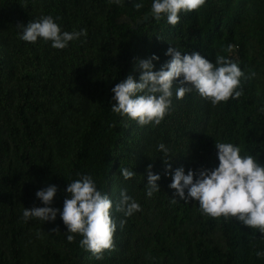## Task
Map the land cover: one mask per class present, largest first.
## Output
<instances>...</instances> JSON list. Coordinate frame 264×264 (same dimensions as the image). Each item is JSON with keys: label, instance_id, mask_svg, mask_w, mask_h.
<instances>
[{"label": "trees", "instance_id": "1", "mask_svg": "<svg viewBox=\"0 0 264 264\" xmlns=\"http://www.w3.org/2000/svg\"><path fill=\"white\" fill-rule=\"evenodd\" d=\"M151 3L0 0V264H264L256 255L264 234L235 218L204 215L194 200L172 203L169 187L179 167L185 174L217 167L215 141L264 165V0H206L199 11L181 12L175 26L166 17L136 27L119 22L123 15L135 22ZM48 15L62 31L86 29L87 37L63 50L20 39L17 24ZM170 46L237 63L247 77L243 94L214 106L195 90L178 100L174 87L172 111L158 126L112 112L111 89L129 74L139 81L138 59L155 54L160 70ZM149 165L160 176L150 198ZM121 168L136 174L125 180ZM84 175L109 195L117 222L116 249L99 260L79 246L82 236L68 242L59 213L55 221L22 219L24 208L44 206L35 194L50 185L58 189L50 207L62 211L67 184ZM121 190L141 207L130 217L115 211Z\"/></svg>", "mask_w": 264, "mask_h": 264}, {"label": "clouds", "instance_id": "2", "mask_svg": "<svg viewBox=\"0 0 264 264\" xmlns=\"http://www.w3.org/2000/svg\"><path fill=\"white\" fill-rule=\"evenodd\" d=\"M112 2L119 4L120 0ZM205 3L206 0H152L151 14L156 20L166 17L167 23L175 26L180 22L181 12L199 11ZM134 7L139 10L144 5L136 2ZM16 28L20 30L22 41L36 43L39 39L51 42V47L59 50L65 49L70 41L87 37L86 29L62 31L50 15L29 21L26 26L17 24ZM232 49L233 46L228 45L227 51L231 52ZM165 55L171 59L158 71L154 70L153 61L159 60L155 54L135 62L133 71H139V81L129 74L111 89L114 94L110 104L112 112L135 121L141 127L149 124L158 126L172 111L174 87L178 100L195 90L214 106L243 94L241 80L247 77L230 59L217 55L213 63L199 52L182 53L173 46L167 49ZM215 148L219 161L217 167L196 171L189 169L187 174L183 167L174 170L169 185L175 190L171 202L176 203L177 198L185 202L194 200L204 215L235 218L244 226L264 234V165L250 154L241 155L240 147L233 143L215 141ZM158 150L164 153L166 167L170 170L171 165L166 159L169 149L160 143ZM151 169L149 165L146 187L149 198L160 191L157 184L160 176L153 174ZM120 172L125 180L132 179L136 174L128 168H121ZM57 190L55 185L38 190L35 195L44 206L24 208L22 219L26 222L33 218L44 222L55 221L59 213L67 233H71L66 237L68 242H74V234L82 236L79 246L98 260L103 259L105 251H115L117 222L112 217L113 201L109 195L97 189L92 177L84 175L67 184L62 211L50 207ZM140 210L139 203L126 190H121L115 211L130 217ZM125 223L121 219L120 228ZM256 255L262 257L264 252L257 251Z\"/></svg>", "mask_w": 264, "mask_h": 264}, {"label": "water", "instance_id": "3", "mask_svg": "<svg viewBox=\"0 0 264 264\" xmlns=\"http://www.w3.org/2000/svg\"><path fill=\"white\" fill-rule=\"evenodd\" d=\"M152 18L153 17H152L151 11H150V12L144 14L143 17L137 18L135 22L127 15H123L119 19V22H121V23L122 22H130L133 27H136L137 24H143V23L151 20Z\"/></svg>", "mask_w": 264, "mask_h": 264}]
</instances>
